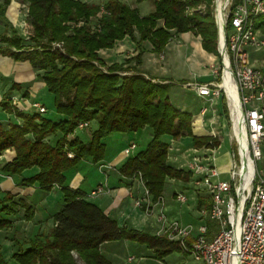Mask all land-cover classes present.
Listing matches in <instances>:
<instances>
[{
  "label": "trees",
  "instance_id": "obj_1",
  "mask_svg": "<svg viewBox=\"0 0 264 264\" xmlns=\"http://www.w3.org/2000/svg\"><path fill=\"white\" fill-rule=\"evenodd\" d=\"M27 7L26 19L32 26L30 44H26L11 28L10 36L0 35L6 46L0 53L14 60H28L40 71L39 77L53 95L55 111L62 116L52 120L44 116L19 112L7 101L2 108L21 120L8 128L0 123V154L13 149L15 156L0 166V171L20 174L36 167L38 172L21 180L23 185L37 186L49 191L55 185L63 193V205L53 215V226L44 240L35 238L12 258L17 264H75L71 252L85 264H114L100 252L105 241L128 239L154 251L156 259L181 251L177 242L166 236L150 235L120 225L101 208L84 199L79 190L64 186V171L81 159L93 163L104 158L105 145L101 139L112 132H135L149 127L152 137L145 150L129 158L120 168L121 175L137 174L152 198L161 196L167 178L181 179L190 171L167 163L169 142L164 139L191 137L192 147L214 148L219 140L213 136L192 133L189 112L176 109L169 100L170 83L151 82L134 65L140 63L141 51L123 63L105 64L100 49L112 48L116 41L129 36L136 44L149 41L152 52L161 53L175 33L192 31L201 38L202 48L218 56L217 28L212 12L214 0H154V9L140 16L138 10L121 0L99 4L81 0H17ZM240 0H233V6ZM11 0H0V19L7 22L5 11ZM205 4L207 11L187 14L189 8ZM99 14V15H98ZM162 20V26L157 22ZM253 27L264 35V14L253 19ZM137 32L138 39L134 37ZM133 70L131 74H127ZM125 73V74H122ZM223 98V97H222ZM96 121L88 142L72 135L80 123ZM59 136L45 140L47 136ZM71 137V138H68ZM213 139V146L210 141ZM53 141V143H52ZM71 153L73 157H69ZM198 198L197 207H202ZM25 209V218L32 217L31 207L24 200L14 201L6 195L0 201V230L10 226L2 214ZM0 264H6L0 251Z\"/></svg>",
  "mask_w": 264,
  "mask_h": 264
},
{
  "label": "crops",
  "instance_id": "obj_2",
  "mask_svg": "<svg viewBox=\"0 0 264 264\" xmlns=\"http://www.w3.org/2000/svg\"><path fill=\"white\" fill-rule=\"evenodd\" d=\"M81 1L99 4L102 9L107 0ZM121 1L130 5L131 7L136 8L140 16L147 15L154 9V0H151L152 5L150 4L147 11L145 12H140L139 6L147 0ZM18 4L20 5V2H18L17 0H11L10 4L7 6L5 11L7 22H4L3 31H0V35L5 34L7 36H10L12 30L11 28H13L17 32V34L21 38H23V41L29 43V37L32 35V26L28 22V20L25 21L26 18L22 20L23 25L21 24L20 29H18L16 24L14 23L15 19H17L18 17ZM21 5L25 7L26 17L27 7L25 4L21 3ZM0 21L2 20L0 19ZM157 25L162 26V20H159L157 22ZM170 32L171 38L165 45L161 53L152 52V45L147 40L136 44L135 41L132 40L129 36H125L122 40L116 41L112 48L100 49L97 52L98 57L107 65H111L113 63L120 64L127 59H131L141 51L140 63L138 65H135V61L132 60L128 63L129 66L134 65L146 78L171 84L169 90V100L176 109L189 112L192 115L191 125L193 135L199 137L213 135L220 142L217 147H206L200 149L193 148L191 144L190 149L192 150V155L195 152L205 153L206 156L208 155L210 156V158H213V162L217 169L222 171L221 177L223 175V170L224 174L227 176V171L230 165V158L228 157L227 164L218 165L217 158L214 156L215 151H217L221 144L219 134L221 132L223 123L221 122V120H219L220 118L214 119L208 117L211 110L212 112L213 110L214 112H219V100L218 98L211 99L209 97L199 96L196 93L195 89L192 86L188 85L189 83L194 82H215L216 74L212 69L217 64V56L205 51L201 46L200 36L196 35L192 31L175 33L174 30H170ZM134 37L138 39L137 32H134ZM4 46H6L5 43L0 41V47ZM182 53L190 54L192 66L193 64H197L201 67H206L207 70L206 68H204L205 70H188L186 74L185 70H182V67L179 65L180 63H178L179 55ZM259 68L264 72V69H262L261 67ZM39 74L40 71L33 68L28 60H14L12 57L0 53V123L4 126V128H8L11 123L17 121L13 114L7 113L2 108L3 102L9 101L13 97L22 98L23 100H27L30 102H38L43 105L46 109V112L41 116L52 119L54 121L59 120L62 117L55 111L53 95L48 92L46 85L42 81V79H40ZM46 97H49V99H51V109H49L44 103ZM19 105L20 106H16L20 108L22 104L19 103ZM23 109L28 113L31 112L30 109ZM202 109H205L203 113L201 112ZM47 110H50L48 111L49 113H47ZM196 116L200 117L199 128H196L194 124V118ZM212 120L217 121L218 126L212 127ZM92 122L94 123L93 129H91L90 127V124ZM83 128L87 132V139H81L84 142H88L91 132L97 128V123L96 121H90L86 123ZM77 129L78 128L74 130V133L72 135L78 136L76 134ZM144 129H147V127L139 129L135 132H112L105 136L106 139H110L111 142L115 141L114 143L115 146H117V152L114 157H110L111 155L108 154L109 152H107L104 154V158L97 163H93L89 157L81 159L79 163L64 171V186L70 189L79 190L83 194L85 200L97 205L106 215L115 219L120 225L127 226L126 221L131 218V220L135 224L137 223L133 229L143 230L148 233L154 234L156 232L160 233V231H162V229L166 227L169 221L176 220L179 223L180 221L175 216L172 217L165 214L167 221L165 223L161 222L158 219V216L160 212L163 211L162 207H159L160 209L159 214L157 215V220L152 221L154 225H149V227L152 228V232L145 230L146 225H141V227H139L138 220L142 221L147 217L154 218L153 216L157 212L158 208L150 214L143 209L142 205H137L136 202H141V199L145 197V189L142 181L139 182L138 178L134 181H125L124 176L121 175L118 170V168L129 159L126 155L130 153V151L126 153L125 149L131 144H134V148L131 151L136 149V141L140 136L139 133ZM150 135L152 137V131L150 132ZM58 136L59 134L57 133L55 136H48V139H56ZM172 140L175 141L174 139H171V141ZM102 142L104 143L106 148V140ZM172 144L169 142L168 150H170ZM231 146L233 148L232 143ZM134 155H136V153ZM14 156L15 153L13 149L4 151L2 154H0V166L4 162L11 161ZM167 163L172 167L182 166L181 164H171L168 161V154ZM260 168L264 169V166ZM88 169H91L93 171H100L104 176V180L101 181V179L99 180L97 179V177H85L84 170ZM186 170H188V167H186ZM37 172L38 169L36 167L25 169L20 174H9L0 171V201H2V199L6 195H9L13 198L14 201H17L19 199L24 200V202H26L32 209V217L30 219L25 218V209L22 207L17 208L13 213L2 214L3 218L10 221L9 227L0 230V251L6 264H17L16 261L12 258L13 254L20 249L27 248L32 240H34L35 238H39L42 234L49 231V229L54 224L53 215L63 205V193L59 186L55 185L51 188V190L43 191L37 186V184H21L22 179L30 178ZM96 183L97 185L103 184V191L107 192V194L99 197L98 203L88 198L90 195H92L91 192L95 189L94 186ZM126 193H128L129 196L132 197V199L134 200V204L136 206H140L144 213L138 214L137 212H131L129 214L121 211L122 202L125 200ZM188 194L192 196L194 206L196 207V213L195 215H192V219L187 225H192L194 227V232H196V226L200 223L197 216L199 210L197 208L198 196L195 192L190 193L189 191ZM201 200L202 206H207L209 204L208 197H201ZM172 201H175L174 198H172V200H170L169 198L168 201H166V204L172 203ZM157 221L159 223H157ZM143 222L145 223L146 221ZM156 223L157 225L160 224V227L159 225L156 226ZM111 242L113 241H105L100 244L99 249L102 255V248L105 245L110 244ZM106 259L108 258L106 257ZM108 260L114 263L113 260Z\"/></svg>",
  "mask_w": 264,
  "mask_h": 264
},
{
  "label": "built area",
  "instance_id": "obj_3",
  "mask_svg": "<svg viewBox=\"0 0 264 264\" xmlns=\"http://www.w3.org/2000/svg\"><path fill=\"white\" fill-rule=\"evenodd\" d=\"M232 3L214 0L220 65L212 70L215 74L222 70L221 80L223 70L230 71L239 102V118L233 120L228 95L220 83L188 84L199 96L211 99L222 96L226 100L233 144L227 177H221L213 158L193 153L187 167L194 187L205 193L209 204L198 210L200 223L196 232L192 225L183 226L176 220L169 221L162 231L183 252L203 264H264V169L257 165L262 157L259 143L264 139V72L247 60L249 48H264V37L253 27V19L264 14V0H240L234 6ZM29 107L39 114L46 112L38 102L30 103ZM133 148L131 144L125 152ZM103 187L98 184L91 194L101 193ZM144 189L145 197L137 205L150 204L145 186ZM175 200L185 202L186 194L176 193ZM158 219L167 221L164 212H160ZM206 220L217 222L214 230L209 229Z\"/></svg>",
  "mask_w": 264,
  "mask_h": 264
},
{
  "label": "rangeland",
  "instance_id": "obj_4",
  "mask_svg": "<svg viewBox=\"0 0 264 264\" xmlns=\"http://www.w3.org/2000/svg\"><path fill=\"white\" fill-rule=\"evenodd\" d=\"M150 4L152 5V1L147 0L142 5L139 6V11L140 12L147 11ZM17 6H18V10H17L18 17H17V19H15L14 23L16 24L17 28L20 29V26L22 24V20L26 18L25 17V7H23L21 5V3H20V5L18 4ZM195 11H197L201 14H205L207 11V7L204 3L199 4L195 7L189 8L187 10V14L191 15ZM213 11H214V4L212 6V12ZM25 21H27V19ZM4 22H5L4 20L0 21V31L1 32L3 31ZM257 33L260 37L261 36L264 37V35L259 30H257ZM24 43H26V45L30 44V43L25 42V41H24ZM127 60H129V59H127ZM247 60H248V63H250L256 67H261L262 69H264V48L263 49L249 48L247 50ZM178 63H180L179 65L182 67V70H185L186 74H187L188 70H205L204 68H206L204 66L201 67L197 64H193V66H192L191 56L189 53L180 54L179 59H178ZM178 63H177V65H178ZM216 63H217L216 66L219 67L220 62H219L218 56H217ZM126 66L129 67V64L127 63ZM206 70H207V68H206ZM132 72H133V70H129L126 73L131 74ZM122 74H125V73H122ZM221 76H222V70H218V73L216 74V82L217 83H220L222 81ZM151 82L155 83V82H159V81L151 80ZM217 98H218L219 103H220V106H219L220 110H219V112H217V111L214 112V110L212 112V110H211L208 117L214 118V119L220 118L219 120H221V122L223 123L221 132L219 134L220 139H221V144H220V147L217 149V151H215V153H214V156L217 158L218 165H221V164H227L228 157L231 159L232 146H231V142L229 139L230 120H229L228 105H227L224 97L222 98V96H219ZM7 102L14 109H17L19 112H26L23 108L30 109L31 112L33 111V109L29 107L30 103H32V102L27 101V100H23L22 98H14L13 97ZM19 103L23 105V106L21 105L20 108H18L16 106V105L20 106ZM44 103L49 109H51V107H52L51 106V99H49V97H46ZM197 108H198V106H197ZM213 108H214V106H213ZM48 111H50V110H47V113H49ZM31 112H29V114H35V113L37 114V112L35 110L32 113ZM205 114H207V113H205ZM38 115H40V114L38 113ZM15 118L17 120L16 121L17 124H20L21 120L18 119L16 116H15ZM213 120H212V127L218 126V122L213 121ZM199 121H200V117L196 116L194 118V124H195L196 128H199ZM85 125H86V123H80L77 126L78 129L76 130V134L82 139H87V132L83 128ZM90 127H91V129L94 128L93 122L90 124ZM81 128H83V129H81ZM150 132H151L150 128L147 127V129H144L139 133L140 136L136 141V147H135L136 149L133 151H131L132 149H129L130 153H128L126 155L128 158H131L134 156L135 153L137 154L140 151H143L146 149L148 143L151 140ZM68 138H71V137H68ZM47 139H48V136L46 137L45 140L47 141ZM164 139L166 141L170 142L171 144L173 143L171 145L170 150H168V161L171 164H176V165L181 164L182 166L174 167V168L187 171L186 167H187L188 162L191 160V156H192V150L190 149V145L192 144L191 137L186 136V137H181L179 139L177 138L178 140L175 139V141H173V140L171 141V138H169L168 136H164ZM48 140L50 141V139H48ZM105 140L107 142V146L105 148V151H106L105 153L109 152L108 154L111 155L110 157H114V155L117 152V149H116L117 146H115V143H114L115 141L111 142L110 139H106V137L101 139V141H105ZM213 142L214 141L212 139L210 141V144H212L211 146H213V144H214ZM52 143H53V141H52ZM263 144H264V140L262 139L261 142L259 143V147H260V150L262 152V157L257 163L258 167L264 166ZM200 148H206V147L202 146ZM200 148H197V149H200ZM196 154H198L200 157L206 156L205 153L196 152ZM68 156L70 158L73 157V155L71 153H69ZM119 168H118V170H119ZM218 171L220 172V174H222L221 170L218 169ZM84 176L90 177V178L97 177V179H99V180L101 179V181L104 180L103 174L98 170H95V171H93L91 169L84 170ZM222 177H224V178L227 177L224 174V170H223ZM137 178L139 179V182H140L141 180L139 178V174H137L136 176H133V177L124 176L125 181H132V180L134 181ZM192 181L193 180L190 177L187 179L186 174L181 179L167 178L166 182H165V187H164V190H163L161 196L154 199L149 194L150 204H147L145 202L141 203L143 209L147 213L151 214L157 208H158V210L154 214V216H153L154 218H151V217L148 218L147 217V218H144V220H142V221L138 220L139 227H141V225L142 226L146 225L145 230L152 232V228H150L149 225L153 224V222H152L153 220L154 221L157 220V215L159 214V209H160L159 207H162V211L165 214L172 216V217L175 216L180 221L181 225L186 226L191 221L192 215H195V213H196L195 212L196 207L194 206V201L192 200V196L188 194L189 191H190V193L191 192L197 193L198 198L207 197L204 192H202L201 190H198L194 187V184ZM96 186H97V183L95 184L94 187L96 188ZM178 192H183L184 194H186V201L185 202L181 203V202H178L175 200V194ZM105 194H107V192L103 191L102 193L92 194L88 198L90 200L98 203L99 197H101L102 195H105ZM169 198H170V200H172V198H174L175 201H172V203L166 204L167 203L166 201H168ZM121 211H124V213H129V214L131 212H135V213L137 212L138 214L144 213L140 206H136L134 204V200L132 199L131 196H129L128 193H126L125 200L122 202ZM197 216H198V214H197ZM143 221H146V222L144 223ZM157 223H159V222L157 221ZM157 223H156V226L159 225V227H160V224L157 225ZM126 224L129 228H134V226L137 223L135 224L131 220V218H129L126 221ZM206 224L209 227V229H211V230L212 229L214 230L215 226H217V222L211 221V220H206ZM139 231H143V230H139ZM143 232L148 233L146 231H143ZM47 234H48V231L46 233L42 234L39 237V239L44 240L47 237ZM148 234L166 236V234L163 231H160V233L156 232L154 234L153 233H148ZM102 253L108 259L113 260L114 263H116V264H203L202 262L193 260V257L191 255L183 252L182 250L181 251H174V252L166 255L163 259L159 260V259H156L154 257V251L153 250L148 249L145 245L136 243V242L128 240V239L113 241L110 244L105 245L102 248ZM71 254H72V259L74 260L75 264H85L84 261L77 255L76 252H71Z\"/></svg>",
  "mask_w": 264,
  "mask_h": 264
},
{
  "label": "bare ground",
  "instance_id": "obj_5",
  "mask_svg": "<svg viewBox=\"0 0 264 264\" xmlns=\"http://www.w3.org/2000/svg\"><path fill=\"white\" fill-rule=\"evenodd\" d=\"M220 86L224 88L228 95L230 112L232 114L233 120L236 122V119L240 116V109L235 84L229 70H223V77L222 81L220 82Z\"/></svg>",
  "mask_w": 264,
  "mask_h": 264
}]
</instances>
